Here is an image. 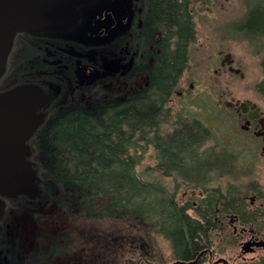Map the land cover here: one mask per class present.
<instances>
[{"label": "flooded vegetation", "instance_id": "obj_1", "mask_svg": "<svg viewBox=\"0 0 264 264\" xmlns=\"http://www.w3.org/2000/svg\"><path fill=\"white\" fill-rule=\"evenodd\" d=\"M158 1L88 0L78 7L76 21L66 29L21 32L15 39L3 78L16 72L14 78L23 82L11 87L29 83L42 87L48 101L38 113L44 114L45 121L79 106L91 108L99 101H124L150 87L152 68L167 53V32L154 29L159 18ZM222 66L232 73H240L231 55ZM184 72L168 88L169 94L161 105L150 106L151 116H159L155 131L162 134L167 133V115L173 95L188 97L194 88L193 83L188 87L183 80ZM121 80L139 89L124 98L104 95L106 89L116 93L114 88ZM11 87L5 85L0 91ZM257 95L264 101L259 85ZM222 104V98L215 100L210 112H198L191 121L183 120L178 114L182 109L172 116L176 125L173 133L184 122L196 125V142L188 147V154L183 153L175 160L158 159L157 163L158 166L164 164L162 171L167 176L175 173L183 181L194 184L190 200L180 203L176 199L179 205L187 207L186 213L196 221L194 238L186 235L187 243H192L195 249L189 250L191 258L185 260L178 256L170 237L161 235L170 241L176 261L264 264V103L247 98ZM33 138L30 158L39 174L37 162L32 159L36 152ZM150 147L158 154L155 144H149L147 150ZM40 156L43 155L39 153L37 158ZM170 164L177 165L178 169L169 171ZM17 197L6 198V211L0 219V264H42L45 252L49 251L50 256H56L57 252L45 248L47 238L44 235L43 242L36 239L35 248L28 249L29 243L19 235L21 232L14 234L13 221L23 210L38 213L40 202L52 204L55 199L45 202L39 197L28 196L27 203H34L29 207ZM11 206L15 207V214L8 218ZM184 226L189 227V223ZM145 227L154 231L152 225ZM199 230L205 232L201 234ZM41 246L43 249L39 248ZM141 258L148 260L147 256Z\"/></svg>", "mask_w": 264, "mask_h": 264}, {"label": "trees", "instance_id": "obj_2", "mask_svg": "<svg viewBox=\"0 0 264 264\" xmlns=\"http://www.w3.org/2000/svg\"><path fill=\"white\" fill-rule=\"evenodd\" d=\"M157 5L160 10L154 29L166 31L169 41L167 53L152 68L150 87L121 102L99 101L91 108L79 106L55 114L35 134L36 153L43 155L39 199H53L44 187L50 180L66 190L75 208L89 215L125 216L144 226L152 225L154 231L170 237L178 256L189 260V250L195 249L186 237L191 234L189 239L194 238L196 221L166 185L142 178L137 171L149 144L156 145L159 159L175 160L188 154V147L196 142L194 123L179 124L177 132L166 135L155 131L159 116L149 113L151 105H161L169 94L168 88L186 69L190 44L196 35L190 0H159ZM237 29L264 37V0L249 5L246 18ZM262 68L264 72V59ZM16 75L14 72L13 76H5L0 88L23 82L16 80ZM259 89L264 92V77ZM159 168H165L164 164H159ZM167 168L171 171L178 166L170 164ZM17 199L34 206L33 202L27 203L28 196ZM14 214L15 207L11 206L7 217ZM187 223L189 227L184 226Z\"/></svg>", "mask_w": 264, "mask_h": 264}, {"label": "rangeland", "instance_id": "obj_3", "mask_svg": "<svg viewBox=\"0 0 264 264\" xmlns=\"http://www.w3.org/2000/svg\"><path fill=\"white\" fill-rule=\"evenodd\" d=\"M259 1L190 0L196 35L190 44L183 80L188 87L193 83L194 88L188 97H177L174 92L173 103H169L171 109L167 115L165 134L174 132L176 125L172 116L181 109L178 114L183 120L191 121L198 112H210L215 100L221 98L222 105L225 101L235 103L247 98L264 103L257 95L258 85L264 77V37L237 29L246 18L249 5ZM230 55L234 59V66L240 68L238 74L222 66ZM117 84L114 88L116 93L106 89L104 95L124 98L139 89V86L137 89L134 85L132 87L127 80ZM96 98L100 99V92ZM38 154L35 152L32 159L40 168L43 156L38 159ZM158 159L156 150L148 148L137 168L138 173L142 178L162 182L180 203L190 200L194 194V184L183 181L175 173L167 176L157 165ZM39 180L38 174V183ZM44 187L48 196L55 201L48 205L40 202L38 213L23 210L15 217L12 228L14 234L21 232L19 235L28 241L30 250L35 248L36 239L43 242L42 235L47 238L45 248L50 247L57 253L50 256L49 251L45 252L46 258L42 259V264H173L176 261L170 241L150 231L139 220L125 216L89 215L77 210L69 201L66 190L58 188L50 180L46 181ZM41 195L40 187V195L33 198H40ZM144 256L148 257L147 261L141 258Z\"/></svg>", "mask_w": 264, "mask_h": 264}, {"label": "water", "instance_id": "obj_4", "mask_svg": "<svg viewBox=\"0 0 264 264\" xmlns=\"http://www.w3.org/2000/svg\"><path fill=\"white\" fill-rule=\"evenodd\" d=\"M87 1L0 0V80L19 33L66 29L76 21L78 7ZM47 101L42 87L33 83L0 91V219L6 211V198L40 195L30 140L45 121L38 109ZM173 264L189 263L180 260Z\"/></svg>", "mask_w": 264, "mask_h": 264}]
</instances>
